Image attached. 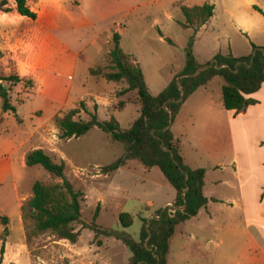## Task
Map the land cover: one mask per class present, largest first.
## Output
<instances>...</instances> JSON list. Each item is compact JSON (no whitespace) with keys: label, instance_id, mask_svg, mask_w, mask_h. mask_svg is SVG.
Segmentation results:
<instances>
[{"label":"rangeland","instance_id":"1","mask_svg":"<svg viewBox=\"0 0 264 264\" xmlns=\"http://www.w3.org/2000/svg\"><path fill=\"white\" fill-rule=\"evenodd\" d=\"M204 1L213 5L211 23L200 29L198 26H180L183 16L177 4L181 2L193 5ZM231 1L27 0L28 6L40 15L50 10L63 12L65 16L61 18V22L66 27L55 33L68 47L79 51L66 103L56 114L77 107L75 118L86 119L89 112H94L98 119L113 116L122 128L137 115L138 104L133 90L118 96L114 93L124 84L122 80H105L100 74L91 75L87 71L88 67L96 66L107 69V50L112 44V30L119 33L120 48L137 61L151 94L158 92L179 72L187 49L198 63L211 60L215 53H230V47L243 53L241 51H244L248 41L244 34L229 25L223 11V8H230ZM6 3L13 4L14 1L6 0ZM11 11L0 12V31L10 36L7 37L12 49L9 53L13 54L0 51V77L16 74L25 67V56L33 53L37 43L36 38L25 33L29 25L28 18L19 15L14 9L15 15ZM72 18L80 19L81 23L76 25L77 21H69ZM253 39L259 41L255 45L264 47V27ZM2 47L0 38V49ZM0 83L6 87L8 99L23 121V127L14 130L16 133L23 135V132L30 130L32 124L45 118L44 113L38 116L30 112L40 104L41 96L36 94L43 90L40 82L35 83L31 77L23 75L18 81L0 79ZM222 83L220 75L213 76L205 86L206 93L220 98ZM199 92L205 93L203 88ZM118 100H122L123 104L120 105ZM188 104L189 102L185 103L174 118L170 127L174 134L185 120L183 114ZM5 124L10 129L14 126L11 115L6 118ZM53 132L50 129V132L45 131L40 136L43 143L41 149L54 161L64 162L65 177L83 192L80 202V216L83 219L91 221L97 208L93 219L97 224L122 229L137 240L143 215L149 217L155 209L161 210L164 206L170 210L163 202L174 194V189L157 166L145 167L137 160L129 159L121 167L106 173L100 172L102 165L122 153L123 145L120 141L110 139L106 132L96 126L76 137L59 138L56 128L54 138ZM190 133L188 130V134ZM16 172L14 186H10L9 178L0 185V215L4 214L8 218L5 225L0 222V245L5 247L9 264H128L129 250L123 242L112 236H94L93 231L82 227L80 222L74 224L79 229L78 239L74 244L65 239H56L48 231L38 232L26 239L24 227L29 226L30 222L23 223L20 218V224L17 215L20 217L19 205L30 195L31 182L34 179L44 182L58 179L51 178L39 164L17 167ZM15 203L18 204V211ZM169 204L172 208V203ZM119 211L131 214L130 225L120 226L117 219ZM4 226L5 235L2 233ZM194 228L192 218L174 226L168 239L166 264H264V259L255 263L247 261L246 256H212L213 246L207 240L192 234ZM67 256L80 257L71 258L69 261Z\"/></svg>","mask_w":264,"mask_h":264},{"label":"trees","instance_id":"2","mask_svg":"<svg viewBox=\"0 0 264 264\" xmlns=\"http://www.w3.org/2000/svg\"><path fill=\"white\" fill-rule=\"evenodd\" d=\"M15 11L28 18L35 17V11L30 9L26 0H13ZM6 0H0V9L7 10ZM183 16L180 26H199L212 13L213 5L209 2L185 5L177 4ZM111 46L107 50V69L88 67L89 74H100L105 80L123 81L115 90V95L125 94L133 90L138 104L137 115L127 124L120 127L118 121L109 116L98 119L94 112H89L88 118H75L77 107H71L62 114H54L51 120L57 128L59 138L76 137L85 133L90 127L96 126L106 132L110 139L120 141L123 151L110 162L100 167V172L106 173L124 164L127 159H135L143 166L155 165L163 177L174 189L172 210L164 206L157 208L147 219L141 218L138 228V239H133L122 229L97 224L93 219L86 220L80 216V205L83 192L72 185L65 177V164L62 160L54 161L41 148H32L24 153L23 162L27 166L39 164L55 181L44 182L34 179L30 185V195L19 205L20 218L24 227V236L29 239L38 232L48 231L56 239H65L74 243L79 235L75 223L93 231V235L112 236L123 242L128 250V264H166L168 239L174 226L184 219L194 215L203 206L207 198L201 193L203 168L188 167L178 151V143L170 130V122L176 114L181 102L197 86L205 83L211 76L220 75L221 99L226 109L238 110L253 102L248 96L264 81V47L251 44L247 54L234 56L231 53H215L211 60L204 63L196 62L190 50L187 49L183 66L155 94H151L143 79L141 69L135 59L123 51L119 44V33L111 31ZM169 42L170 40L166 38ZM0 79L18 81L16 74L2 76ZM0 110H9L15 115V108L9 102L6 87L0 83ZM118 103L123 104L122 100ZM85 110V107L81 106ZM171 153V154H170ZM117 219L121 227L130 225L131 214L119 211ZM0 222L5 225L7 218L0 215ZM6 234V227L2 229ZM3 244L0 245V255ZM1 257V256H0Z\"/></svg>","mask_w":264,"mask_h":264},{"label":"crops","instance_id":"3","mask_svg":"<svg viewBox=\"0 0 264 264\" xmlns=\"http://www.w3.org/2000/svg\"><path fill=\"white\" fill-rule=\"evenodd\" d=\"M230 5V8H223L226 21L235 31L244 34L248 41L244 51H241L243 53L232 47L230 53L234 56L247 54L251 49L250 43L259 42L253 36L264 27V0H232ZM5 6L8 9H0V12L12 10L15 15L14 3H5ZM29 8L35 11V17H27L29 25L25 33L36 38L37 43L33 53L25 56V67L19 69L16 75L19 78L29 76L33 82L43 85V90L36 92L41 96L40 104L30 112L38 116L44 113L45 118L19 135L14 130L23 127V121L17 115L16 107L15 115L9 110H0V185L9 178L10 186H14L17 167L25 165L24 153L32 148H42L40 136L45 131L53 130L52 135L56 137L51 117L59 113L66 103L79 56L78 50L68 47L55 33L66 27L61 22L65 16L63 12L50 10L40 15L32 7ZM211 17L212 13L198 28L210 24ZM71 20L77 21L76 25L81 23L80 19ZM7 37L10 36L0 31L3 44L0 51L13 55L9 53L12 49ZM213 76L185 97L169 125L172 126L176 115L189 102L183 114L185 120L179 125L177 133L170 130L178 143L182 161L191 168H203L201 193L207 201L189 217L195 226L192 234L211 243L212 256H246L247 261L258 263L264 259V81L248 94L253 102L233 110L223 107L221 96L214 98L206 93L205 86ZM202 88L205 93L199 92ZM10 115L15 126L11 129L5 124ZM173 198L174 194L163 204L172 203ZM15 207L18 211V204L15 203ZM17 221L21 224L19 215ZM0 256L1 264H9L4 246ZM67 257L70 261L80 256Z\"/></svg>","mask_w":264,"mask_h":264},{"label":"built area","instance_id":"4","mask_svg":"<svg viewBox=\"0 0 264 264\" xmlns=\"http://www.w3.org/2000/svg\"><path fill=\"white\" fill-rule=\"evenodd\" d=\"M167 205H168V207L170 208V210L173 209V207L171 208L170 204H167Z\"/></svg>","mask_w":264,"mask_h":264},{"label":"water","instance_id":"5","mask_svg":"<svg viewBox=\"0 0 264 264\" xmlns=\"http://www.w3.org/2000/svg\"><path fill=\"white\" fill-rule=\"evenodd\" d=\"M171 154V153H170ZM147 218H148V216H147Z\"/></svg>","mask_w":264,"mask_h":264}]
</instances>
